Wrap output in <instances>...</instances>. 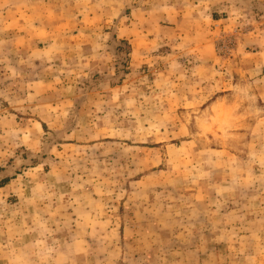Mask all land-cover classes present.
<instances>
[{"label": "rangeland", "instance_id": "rangeland-1", "mask_svg": "<svg viewBox=\"0 0 264 264\" xmlns=\"http://www.w3.org/2000/svg\"><path fill=\"white\" fill-rule=\"evenodd\" d=\"M0 264H264V0H0Z\"/></svg>", "mask_w": 264, "mask_h": 264}]
</instances>
